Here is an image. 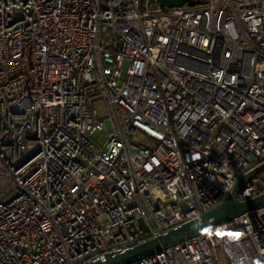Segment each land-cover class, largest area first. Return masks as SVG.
<instances>
[{"label": "built area", "instance_id": "obj_1", "mask_svg": "<svg viewBox=\"0 0 264 264\" xmlns=\"http://www.w3.org/2000/svg\"><path fill=\"white\" fill-rule=\"evenodd\" d=\"M143 1L0 0V264L123 251L264 162V0ZM131 264H264V208Z\"/></svg>", "mask_w": 264, "mask_h": 264}, {"label": "water", "instance_id": "obj_2", "mask_svg": "<svg viewBox=\"0 0 264 264\" xmlns=\"http://www.w3.org/2000/svg\"><path fill=\"white\" fill-rule=\"evenodd\" d=\"M156 2L166 7L182 6L184 3L194 6L201 3L200 0H156ZM262 170H264V162L242 174L234 183L228 196L210 210L158 237L148 239L123 251L105 253L103 258L95 259L89 264H131L228 222L243 212L264 208V192L246 200L238 199V193L243 184Z\"/></svg>", "mask_w": 264, "mask_h": 264}, {"label": "rangeland", "instance_id": "obj_3", "mask_svg": "<svg viewBox=\"0 0 264 264\" xmlns=\"http://www.w3.org/2000/svg\"><path fill=\"white\" fill-rule=\"evenodd\" d=\"M143 4H145L146 6H150L151 5V1L150 0H144ZM99 113L102 114V109L99 107L98 108ZM107 137L106 131L105 130H101L98 129L96 131H94L91 135L90 138L92 139V141H94L96 144H102L105 139Z\"/></svg>", "mask_w": 264, "mask_h": 264}]
</instances>
